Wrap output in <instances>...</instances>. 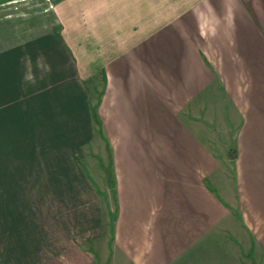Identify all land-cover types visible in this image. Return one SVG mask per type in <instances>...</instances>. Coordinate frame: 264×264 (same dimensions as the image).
Here are the masks:
<instances>
[{
	"label": "crops",
	"instance_id": "obj_1",
	"mask_svg": "<svg viewBox=\"0 0 264 264\" xmlns=\"http://www.w3.org/2000/svg\"><path fill=\"white\" fill-rule=\"evenodd\" d=\"M96 21L95 114L57 87L55 32H27L42 80L0 21V264H264V0H102Z\"/></svg>",
	"mask_w": 264,
	"mask_h": 264
},
{
	"label": "rangeland",
	"instance_id": "obj_2",
	"mask_svg": "<svg viewBox=\"0 0 264 264\" xmlns=\"http://www.w3.org/2000/svg\"><path fill=\"white\" fill-rule=\"evenodd\" d=\"M102 0H11L0 4V21L15 18L19 22V27L25 30L26 35L20 39L23 42L20 46L24 56L19 58V64L24 66V72L32 76L33 73L40 74L42 80L44 75L49 74V66L43 56H31L28 50L33 47V37L27 35L30 30H36L39 26L50 28V32L56 33V43L63 49H67L73 54L74 75L72 80L58 79L57 87H64V83L76 87L74 97L82 94L88 98L90 111L95 114L96 104L99 100L103 87L102 73L97 77L95 74L96 57V23L97 7ZM46 23L38 25L37 23ZM48 29V30H50ZM43 35L41 41H43ZM53 38V34H51ZM32 47V48H31ZM59 65L51 67V73L62 71ZM87 69V71H86ZM90 76H87L86 73ZM77 74V75H75ZM71 82V83H69ZM98 86L100 88L98 89ZM27 87V82H26ZM30 93H26L28 96ZM42 95L44 92L42 90ZM88 108L87 105H85ZM63 120L58 119V124L63 125ZM97 134L96 126H94ZM96 135L93 142H88L86 138L79 139L75 148H96ZM89 156L96 159L93 153Z\"/></svg>",
	"mask_w": 264,
	"mask_h": 264
},
{
	"label": "trees",
	"instance_id": "obj_3",
	"mask_svg": "<svg viewBox=\"0 0 264 264\" xmlns=\"http://www.w3.org/2000/svg\"><path fill=\"white\" fill-rule=\"evenodd\" d=\"M8 1H11V0H0V4L8 2Z\"/></svg>",
	"mask_w": 264,
	"mask_h": 264
}]
</instances>
